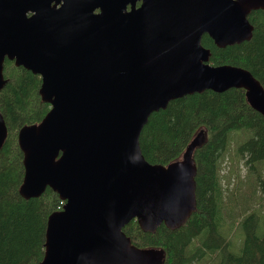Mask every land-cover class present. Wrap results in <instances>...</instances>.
<instances>
[{"label": "water", "instance_id": "obj_1", "mask_svg": "<svg viewBox=\"0 0 264 264\" xmlns=\"http://www.w3.org/2000/svg\"><path fill=\"white\" fill-rule=\"evenodd\" d=\"M264 0H0V89L5 59L41 77L44 117L18 133L25 198L49 188L40 264H162L159 249L122 231L174 230L195 209L193 152L149 163L139 135L151 113L182 96L242 88L264 116V90L246 69L209 63L218 47L250 39L247 16ZM97 10V11H96ZM7 136L0 113V148Z\"/></svg>", "mask_w": 264, "mask_h": 264}, {"label": "trees", "instance_id": "obj_2", "mask_svg": "<svg viewBox=\"0 0 264 264\" xmlns=\"http://www.w3.org/2000/svg\"><path fill=\"white\" fill-rule=\"evenodd\" d=\"M247 20L252 26L249 40L221 48L204 34L201 44L209 49L211 65L242 67L264 90V9L250 12ZM2 74L5 84L0 89V113L7 136L0 148V264H40L48 216L60 210L63 202L49 188L37 197L20 195L24 167L17 137L22 127L37 124L50 105L40 99L38 74L8 59ZM262 115L250 106L242 88L185 95L151 113L139 135L141 153L149 163L169 164L181 156L198 131L206 132L193 152L195 209L187 222L174 230L162 223L154 232L143 231L133 219L122 227L131 243L161 250L162 264H200L204 260L207 264H264V226L249 205L254 199L252 189L244 198L245 215L228 226V217L233 222L235 214L229 207L228 214L224 213L227 206L219 176V157L237 131L250 134L238 144V152L252 174L260 173L259 167L264 165ZM231 231H240L242 238L234 249Z\"/></svg>", "mask_w": 264, "mask_h": 264}, {"label": "rangeland", "instance_id": "obj_3", "mask_svg": "<svg viewBox=\"0 0 264 264\" xmlns=\"http://www.w3.org/2000/svg\"><path fill=\"white\" fill-rule=\"evenodd\" d=\"M205 137V131L200 130ZM250 134L247 131H237L230 135L228 145L223 153L219 157V176L222 189V199L227 209L224 210L225 214H228L226 210L228 207L232 209V214H235L233 222L228 221L226 224L238 221L245 215L243 211L244 198L247 194H250L252 189L253 201L249 203L250 207L255 210L260 219V225L264 226V165L259 167V174H252L249 166L246 165V159L243 155L239 154L238 144L246 140ZM258 167V166H257ZM262 177L263 179H259ZM259 179V180H255ZM241 214H243L241 216ZM236 233L230 232V240L233 249L238 247L241 243L240 231ZM205 256V254H202ZM213 263V262H212ZM200 264H207V260L202 261Z\"/></svg>", "mask_w": 264, "mask_h": 264}, {"label": "built area", "instance_id": "obj_4", "mask_svg": "<svg viewBox=\"0 0 264 264\" xmlns=\"http://www.w3.org/2000/svg\"><path fill=\"white\" fill-rule=\"evenodd\" d=\"M62 203V202H61ZM63 205V204H62Z\"/></svg>", "mask_w": 264, "mask_h": 264}]
</instances>
